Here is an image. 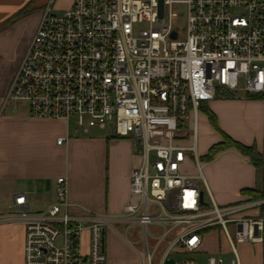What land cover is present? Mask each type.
Returning a JSON list of instances; mask_svg holds the SVG:
<instances>
[{
    "label": "built area",
    "instance_id": "built-area-1",
    "mask_svg": "<svg viewBox=\"0 0 264 264\" xmlns=\"http://www.w3.org/2000/svg\"><path fill=\"white\" fill-rule=\"evenodd\" d=\"M55 1H47L7 100H25L36 118H74L85 130L112 123L139 161L130 173L134 199L120 212L74 213L65 175L45 208L32 210L26 193H15L0 225L24 226V264H106L109 230L139 264H202L168 262L202 252L211 229L226 235L234 256L227 262L220 251L207 264H243L236 242L260 244L264 264V178L259 197L220 205L197 149L202 104L238 91L264 102V0H162V14L161 0H73L59 14ZM178 4L187 6L182 28Z\"/></svg>",
    "mask_w": 264,
    "mask_h": 264
},
{
    "label": "crops",
    "instance_id": "crops-1",
    "mask_svg": "<svg viewBox=\"0 0 264 264\" xmlns=\"http://www.w3.org/2000/svg\"><path fill=\"white\" fill-rule=\"evenodd\" d=\"M65 1L64 8L72 5L73 0ZM7 15L0 14V21ZM39 21L38 17L30 36H22L16 21L0 31V213L12 208L14 194L18 192L26 193L32 210L49 206L56 199L57 178L62 175L68 178L74 213L120 212L134 199L130 173L139 157L130 137L111 135L110 128L108 135L91 128L77 133L71 121L36 118L25 100H7L14 74ZM250 103L258 105L254 100ZM254 113L253 131L242 139L232 137L219 127L232 138L254 144L261 151L264 102ZM60 136H67L62 144L57 142ZM215 136L211 144L219 140V135ZM205 164L211 191H216L224 201L234 200L243 190L256 187V166L234 147L220 151ZM237 172L238 179H234ZM85 238L88 240L87 233ZM24 239L23 225H0V264H24ZM105 248L106 264H139L123 238L111 230L105 233Z\"/></svg>",
    "mask_w": 264,
    "mask_h": 264
},
{
    "label": "rangeland",
    "instance_id": "rangeland-1",
    "mask_svg": "<svg viewBox=\"0 0 264 264\" xmlns=\"http://www.w3.org/2000/svg\"><path fill=\"white\" fill-rule=\"evenodd\" d=\"M47 1L48 0H0V14L2 13L8 14L5 19L0 21V23H2L12 14L18 13L16 22L19 23L20 32L21 34H23L22 36H30L33 30L35 29V25L37 23L38 17L41 18L43 14V10L45 9L47 5ZM65 2H66L65 0H56L55 3L53 4L52 12L55 14L62 13L65 9H67V8H64ZM176 9L180 13V16L176 24L177 26L182 28L186 22L187 6L186 4H178L176 6ZM243 93H244L243 91H238L237 95L233 96V94H231L230 92H224L222 96L212 99L209 101V103H207L209 105V108L216 114L218 118V127L220 126L222 129L230 133L232 137L236 139L238 138L240 139L241 137H246L247 136L246 134H250L253 131V124H254V118H255L254 111L256 110V108H258V105L263 102L262 98H246ZM246 100H250V101H246ZM252 100L258 102V105L255 104L257 105L256 108H255V105L254 106L251 105L253 104V103H250ZM71 126L75 132L77 133L83 132L82 127H78L77 125H75L74 118L71 119ZM90 128L94 130L95 132H103L107 135L109 134L108 127L100 128L98 126H94ZM214 134L219 135V140L216 142H213L212 144L221 142L224 140L223 135L221 134V131H219L217 127L210 121L208 109L201 108L199 112L197 149H198V154L200 156L201 163L203 164L204 173H206L205 162L208 161L205 155L207 154L208 147H211L212 145L211 144L212 139L216 137ZM221 136H222V139H221ZM183 143L192 144L193 138L189 137L187 140L183 141ZM263 149L261 151L258 150V152L261 155H262ZM192 171L193 172L195 171L194 166L192 167ZM233 176H234L233 178L236 179L238 177V172ZM255 177H256L255 179L256 187L262 188L263 186L262 166H256ZM213 191H212L213 196L216 202L220 205L240 202L242 201L243 196L252 197L251 194L249 195L247 192L242 191L241 196L239 195L238 198L234 200L224 201L220 198V196L217 195L216 191L214 192ZM206 200L208 202L210 201L208 190H206ZM11 209L12 208H8L7 210H11ZM118 226L120 227L121 231L124 234H126V225L123 223H119ZM137 228H139V226ZM135 229H136L135 227H132L131 230L128 231V234L131 238L132 236H134L132 230H135ZM124 242L128 245V243L125 240ZM128 246L130 247V245ZM236 246L241 255L243 264H262L261 262L262 254H261L260 244L251 243V242H243V243L236 242ZM130 250H131V254H133V256L137 258V255L131 249V247H130ZM201 250L202 252H199V253L177 254L173 258H171V260L168 263H172V261L179 259V258L191 257V258L196 259L198 262L202 264H207L209 261V257L213 255H219L218 252L220 251L224 252L223 256L227 262L231 261L234 256L233 252L230 249V243L226 235H224L223 233L215 229H211L207 231L204 237L203 244L201 246ZM124 252L126 251L124 250ZM131 259L133 258L131 257Z\"/></svg>",
    "mask_w": 264,
    "mask_h": 264
},
{
    "label": "trees",
    "instance_id": "trees-1",
    "mask_svg": "<svg viewBox=\"0 0 264 264\" xmlns=\"http://www.w3.org/2000/svg\"><path fill=\"white\" fill-rule=\"evenodd\" d=\"M24 12V11H23ZM18 16V13H14L11 16H9L6 20H4L2 23H0V31L12 24L16 21ZM202 108L208 109L209 111V119L210 121L217 127L219 131H221V134L223 135V141L217 142L211 145L209 148V151L205 155L206 159L212 160L214 157L222 150L235 147L238 150H240L243 154L248 155L250 157V161L256 165V166H262V172H263V178H264V158L263 156L258 152L255 145H246L234 138H232L230 135L225 133L218 127V118L216 114L209 108V105L207 103L202 104ZM244 192H247L249 195L251 194L252 197H259L262 194L261 188H247L243 190Z\"/></svg>",
    "mask_w": 264,
    "mask_h": 264
},
{
    "label": "water",
    "instance_id": "water-1",
    "mask_svg": "<svg viewBox=\"0 0 264 264\" xmlns=\"http://www.w3.org/2000/svg\"><path fill=\"white\" fill-rule=\"evenodd\" d=\"M160 12H161V14L163 12V2H162V0H161ZM172 36L176 37V32H173ZM110 127H111V135H114V132H113V124L112 123L110 124Z\"/></svg>",
    "mask_w": 264,
    "mask_h": 264
}]
</instances>
